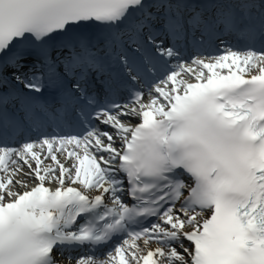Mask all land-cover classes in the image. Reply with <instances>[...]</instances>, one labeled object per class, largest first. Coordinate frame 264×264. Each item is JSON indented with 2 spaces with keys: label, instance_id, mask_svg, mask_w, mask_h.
I'll return each mask as SVG.
<instances>
[{
  "label": "snow or ice",
  "instance_id": "6c2138e0",
  "mask_svg": "<svg viewBox=\"0 0 264 264\" xmlns=\"http://www.w3.org/2000/svg\"><path fill=\"white\" fill-rule=\"evenodd\" d=\"M0 264H264V0H0Z\"/></svg>",
  "mask_w": 264,
  "mask_h": 264
}]
</instances>
